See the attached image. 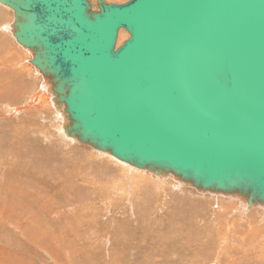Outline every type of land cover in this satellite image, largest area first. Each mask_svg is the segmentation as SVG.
<instances>
[{"label":"water","instance_id":"obj_1","mask_svg":"<svg viewBox=\"0 0 264 264\" xmlns=\"http://www.w3.org/2000/svg\"><path fill=\"white\" fill-rule=\"evenodd\" d=\"M0 3L67 136L264 205V0Z\"/></svg>","mask_w":264,"mask_h":264},{"label":"rangeland","instance_id":"obj_2","mask_svg":"<svg viewBox=\"0 0 264 264\" xmlns=\"http://www.w3.org/2000/svg\"><path fill=\"white\" fill-rule=\"evenodd\" d=\"M12 20L0 4V264H264L262 205L141 179L65 138Z\"/></svg>","mask_w":264,"mask_h":264},{"label":"bare ground","instance_id":"obj_3","mask_svg":"<svg viewBox=\"0 0 264 264\" xmlns=\"http://www.w3.org/2000/svg\"><path fill=\"white\" fill-rule=\"evenodd\" d=\"M1 4V3H0ZM1 5H3V4H1ZM10 24H11V22H9V24H7V28H8V30L10 31V33L12 34V31H11V27H10ZM118 36H119V40H124L125 38H126V36H127V33L124 31V30H120L119 31V33H118ZM12 37H13V34H12ZM13 39L15 40V38L13 37ZM16 41V40H15ZM117 41H118V37H117ZM18 43V42H17ZM19 44V43H18ZM119 44V43H118ZM23 49H25L28 53L30 52V50H28L27 48H24L23 47ZM32 52H31V56H30V58L27 60V63H28V65L29 66H24V68H26V71L28 72L27 74L29 75H31V77L34 75L35 77H36V75H37V78H38V81H39V89H40V91H43V90H46V89H48V87L50 86V83L49 82H47L44 78H43V76H42V74H41V72L38 70V68H36V67H34L33 65H32V63L31 62H29V60H31L32 58ZM30 63V64H29ZM36 99V98H35ZM41 99V98H40ZM52 100V99H51ZM52 103L54 104V102L52 101ZM60 108H62V107H60ZM60 128H62V127H60ZM60 133L61 134H63L64 135V137L65 138H67L66 137V134L64 133V131H62L61 129H60ZM70 137V136H69ZM68 137V139H71V140H75L74 138H72V137H70L69 138ZM76 142H77V140H75ZM108 158H109V161H110V159L112 160L114 157L111 155V154H109L108 153ZM116 162H118V165L120 166V168L121 169H123V168H125V171H128V170H130V171H128L129 173L130 172H133L134 173V175L136 174V175H138V177L139 178H143L144 180H146L147 178H151V179H156V178H158L159 180H162L163 179V181L165 182V183H170V181L171 180H173L172 182L173 183H171L172 184V186H173V184H175V185H177L178 187H189V189H191V188H193L194 189V191L198 194V193H209V195H213V196H217V195H221L222 197H224V196H226V197H232L233 199L235 198V199H237L234 195H230V194H228V195H225V194H222V193H214V192H209V191H201V190H197V189H195L194 187H192L191 185H189V184H186L185 182H181V181H178L177 179H175L170 173H168L167 175H163V176H157V175H155L154 173H152V172H149V171H147V170H145V169H138V168H136V167H134V166H131V165H129L128 163H126V162H123V161H121V160H118L117 158H116ZM147 172H149V173H152L153 175H155V177H153V176H151L150 174H147ZM132 174V173H131ZM130 175V174H129ZM135 178V177H134ZM170 178H171V180H170ZM159 183H160V181H159ZM161 184V183H160ZM160 186V185H159ZM175 188H176V186H175ZM192 190V189H191ZM194 192V194H196ZM237 197H239V196H237ZM239 199H241V201L242 202H244V200H243V198H239ZM238 199V200H239ZM240 201V200H239ZM128 202V201H127ZM259 206V204H256V205H252V206H249V207H255V206ZM244 208L246 209V208H248V206H247V204H246V202H245V205H244ZM260 208H262L263 210H264V205H262V206H260ZM259 208V209H260ZM263 214H264V211H263Z\"/></svg>","mask_w":264,"mask_h":264}]
</instances>
